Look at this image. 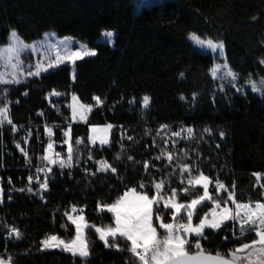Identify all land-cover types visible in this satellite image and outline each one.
Segmentation results:
<instances>
[{
  "label": "trees",
  "instance_id": "obj_1",
  "mask_svg": "<svg viewBox=\"0 0 264 264\" xmlns=\"http://www.w3.org/2000/svg\"><path fill=\"white\" fill-rule=\"evenodd\" d=\"M137 1L141 0H0V43L5 44L12 31L25 42L53 31L85 42L97 53L75 65L74 80L72 65H64L10 89L12 124L0 126V175L10 179L0 203V254L11 256L12 264H135L126 239L105 244L93 227H114V216L99 208L138 183L163 181L161 196L166 198L175 188L185 203L202 194V187L187 183L188 175L218 176L229 187L235 184L232 190L240 203L256 201L264 193L260 187L264 180L259 183L253 175L264 173V97L220 89V81L211 74L212 56L199 52L187 39L195 33L222 41L241 81L264 77V0H163L136 14ZM103 31L116 33L115 47L97 42ZM52 92L74 94L89 106H97L99 97L101 107L86 123L73 124L69 100L60 97L58 112L40 117ZM145 95L151 100L148 111L142 104ZM43 122L54 130L56 152L67 150L64 133L70 129L74 159L80 154L105 158L117 173L84 175L73 170L70 177L53 165L48 189L41 192L44 170L51 166L38 145ZM108 124L114 127L111 144L93 150L90 128ZM189 127L191 136L185 133ZM19 150L30 158L29 166ZM186 165L189 172L183 170ZM36 173L39 182L34 180ZM212 195L226 198L224 192ZM75 208L92 226L87 231V259L40 244L50 236L66 243L75 239L69 220ZM211 208V202L205 203L197 215ZM158 210L160 214L162 209ZM163 217L170 221L171 213ZM185 218L176 223H185ZM11 228L20 238L10 234ZM221 231L229 240L209 234L201 240L206 253H226L237 246L226 227Z\"/></svg>",
  "mask_w": 264,
  "mask_h": 264
},
{
  "label": "snow or ice",
  "instance_id": "obj_2",
  "mask_svg": "<svg viewBox=\"0 0 264 264\" xmlns=\"http://www.w3.org/2000/svg\"><path fill=\"white\" fill-rule=\"evenodd\" d=\"M107 36L111 37L112 32H107ZM10 44L4 49L7 55L6 67L10 69L9 72H0V85L5 87L16 86L23 83L29 76H40L42 73H49L55 71L60 65L66 61L75 64L77 60L85 56H95L97 53L92 50L84 49L83 51H72L65 47V54L61 55L60 51L56 50L54 58H48L45 62H37L35 65H28L25 68L23 61H21V53L26 48L35 49L36 45H27L21 41L17 33L13 32L10 36ZM201 47H207L213 50L220 49L223 54V42L214 43L212 40L199 41ZM264 64V61H261ZM35 71H32V68ZM221 66L217 65L212 68V75L217 76ZM23 69V71H22ZM226 75L230 78L229 83H235L239 77L230 69L227 70ZM23 76V79L21 77ZM253 92H260L264 96V78H261V88H257L254 81L249 78ZM2 91V89H0ZM238 92H243L242 88H237ZM97 101L99 97L95 98ZM144 109L149 108L150 97L145 95L142 98ZM72 116H79L81 120L86 122V116L91 111L90 106L77 103V97L73 95L71 104ZM10 114V109L7 107H0V126L5 122L12 124L11 119L6 120V116ZM113 127L108 124L106 127L98 128L91 127V142L96 145L99 141L100 146L109 145V130ZM167 128V126H163ZM49 136L52 135V129H47ZM205 131H209L205 129ZM189 136L193 133V128L187 129ZM69 131L65 132V137H68ZM180 132H173L172 135L180 136ZM224 133L220 132L223 137ZM48 155L44 157L50 165L59 163L61 169L72 168L73 166V149L71 145L68 147L67 159H60L59 161L52 154L53 144L47 145ZM159 159V157L157 158ZM167 159H173L171 153L168 154ZM100 172L117 173V167L105 160L99 162ZM145 169L149 166L144 165ZM184 172H189V166L184 167ZM46 171H51L47 169ZM198 171V169H197ZM257 182L264 180V173L255 172ZM29 181L32 177H28ZM190 185H197L202 187V194L197 198H192L188 202H181L178 196V190L175 188L169 189V195L163 198L165 208L172 211L170 221H166L163 216L159 214V210L154 206L160 204L162 196L163 181L157 182L154 185L146 186L143 183H138L136 187L129 188L120 195L115 202L107 205V211L114 215V227L107 230L97 229L100 234V239L107 244L109 237L126 238L130 242L128 251L133 255L135 264H264V193L261 198L253 201L249 198L248 202L240 203L236 201L235 193L232 189L235 184L229 187L223 183L219 177H209L208 175L200 174L195 179L188 181ZM210 186L211 191H210ZM154 187L155 191L152 192ZM264 189V184H260ZM48 183L45 180L40 184L41 192L47 190ZM139 189V190H138ZM25 191V189H20ZM28 191H31L29 187ZM185 193L188 188L183 189ZM41 192H37L40 195ZM213 192H224V196H213ZM3 188H0V202L3 201ZM10 199V197H9ZM206 201H212L215 207L210 213H205L202 216L197 215L198 206H201ZM222 205H224L222 207ZM227 205H234L228 207ZM222 208V210H221ZM186 213V223H176L181 212ZM197 221L193 223V220ZM72 224L76 226V237L70 242L59 240L56 236H51L49 239L43 241L45 246L63 247L64 250L72 254H79L82 257L89 255L87 244L81 238L82 229L85 219L83 215L76 217L70 216ZM158 221V223L156 222ZM227 222H231L228 224ZM227 228L230 234L235 237L233 241L234 246L226 253L217 252L216 255L208 254L203 249L201 240H207L209 234L222 235L225 241L229 240V236L225 235L221 229ZM158 230H163V235ZM206 230H213L209 233ZM14 233L16 238H20V233L16 228L10 229V234ZM237 233H239L237 235ZM249 234H254L249 240ZM50 241H54L52 244ZM195 249V251H193ZM0 264H12L11 256L4 257L0 254Z\"/></svg>",
  "mask_w": 264,
  "mask_h": 264
},
{
  "label": "rangeland",
  "instance_id": "obj_3",
  "mask_svg": "<svg viewBox=\"0 0 264 264\" xmlns=\"http://www.w3.org/2000/svg\"><path fill=\"white\" fill-rule=\"evenodd\" d=\"M161 1H163V0H141V1H137L134 4L135 12H136V14H140V12L144 8L152 6L153 4L159 3ZM13 32H15V31H12L11 34ZM107 32H109V31H103L101 33V36L97 40V42L98 43L109 44L110 46L115 47V36H116V33L114 31H110V32L113 33V35L111 37H109V36L106 35ZM11 34H10V36H11ZM10 36H9V38H10ZM17 36H18V34H17ZM9 38H8V40H7V42L5 44L0 43V72H9L10 71V69L6 67L7 55L8 54L4 51V49L11 42ZM18 38L21 41H23L19 36H18ZM187 39H188L189 43L191 45H193V47H195L199 52H201L202 54H206V55H211L212 56V58H213V66H212V68L217 66V65L221 66L220 71L218 72V75L217 76H213L212 75L214 79H216L217 81H220V89L224 90L226 88H232V89H234L236 94L245 95L246 93L250 92V93H252L253 95H255L257 97H264L258 91L257 92H253L252 91V87H251V83L248 82L249 78H250L251 81H254L256 83L257 88H261V78H264V77H262V76L252 77L251 76L246 81H241L240 78H239L234 84L233 83H229V79L230 78L226 75V72H227L228 69H230L231 71H232V69H231V67L229 65V62L227 60V55H226L225 48L223 47V54H221V50L220 49L213 50V49L207 48L206 46L205 47H201L200 44H199V41H205L206 42L207 40H212V39L201 37V36H199V35H197L195 33H190L187 36ZM212 41L214 43L222 42V41H219V40H212ZM23 42H24V44H27V45H32V44L36 45L35 49L26 48L21 53L20 59H21V61H23L24 65H25V68H27L28 65H35L37 62H45L46 59H48V58H54L55 55H56V50L57 49L60 51L61 55H64L66 46H67V48L71 49L72 51H83L84 49L92 50V49H90L88 44L85 43V42L79 41V40H77V39H75L73 37H70V36L61 37V36L57 35L55 32H53V31L46 32L41 39H38V40H35V41H32V42H25V41H23ZM92 51H94V50H92ZM89 57H94V56H85L82 59L77 60L75 64H72L70 61H66L64 64L60 65L58 69H60L64 65H72L71 76H72V78L74 80L75 79V75H76L75 65L80 63L84 59L89 58ZM58 69H56V70H58ZM22 71H23V69H22ZM32 71L33 72L35 71L34 67L32 68ZM42 74H44V73H42ZM211 74H212V71H211ZM29 77H35V76H29ZM21 79H23V76L21 77ZM11 87L12 86L5 87L3 85H0V89H2V91H0V107L9 108L10 103H11V101H10V89H11ZM237 88H242L243 92H238ZM59 95H60L61 98H65V99L69 100V107L71 109L72 97H73L74 94H70V95L69 94H59ZM77 103H81V101L79 100L78 97H77ZM81 104H83V103H81ZM99 107H101V103L98 102V101H97V106H90L91 111L88 112V114L86 116V122L88 121L90 115L96 109H98ZM150 108H151V100H150L149 108L145 109V110L148 111V110H150ZM7 119H8V116H6V120ZM71 121H72L73 124L86 123L84 120H81L79 118V116L73 117L72 116V111H71ZM4 124H8V123L5 122ZM106 126L107 125H105V126H95V127L103 128V127H106ZM113 132H114V127H112L109 130V141H110L109 145L111 144V135H112ZM185 133L188 134L187 131H185ZM91 135H92V133H91V128H90V137H91ZM90 142H91V139H90ZM66 144L68 145V147H69V145H71L70 133H69V136L66 137ZM109 145L100 146L99 145V141L96 142V145H93L92 142H91V146H92L93 150H96V149L104 150V149H107L109 147ZM102 153H103V151L100 152V154H102ZM48 154L49 153H48V149H47L46 152H45V156H47ZM52 154L54 155V149H52ZM102 160H105V158H103ZM46 163H48V161ZM52 166L53 165H51L50 167H52ZM195 178L196 177H192V176L188 175L186 177V181L188 183V181L190 179H195ZM261 181H259V183H261ZM194 186L201 187V186H197V185H194ZM163 198H165V197L162 196L160 204L155 205L154 208L155 209L156 208L162 209V211H160V215L161 216H163L165 214V212H170L171 216H172V211L173 210H169L168 208L164 207ZM210 202L212 203V208L215 207V205L213 204L212 201H206V202H204V204L205 203H210ZM223 206L224 205H222V207ZM227 206L228 207H234V205H227ZM199 207L200 206H198V208ZM212 208L207 213H210ZM99 210H100V212L110 213V212L107 211V206L100 207ZM221 210H222V208H221ZM110 214H112V213H110ZM81 215L84 216V213L82 212V210L75 208V209H73V211H72L70 216L79 217ZM183 215L186 217V213L182 211L177 219H181V216H183ZM156 222L158 223V221H156ZM82 223L84 224V228L82 229L81 238L87 244V249H88L87 231L92 226L85 219H84V221ZM193 223H195V218L193 220ZM227 223L229 224L231 222H227ZM74 227H75V230H76V226L75 225H74ZM93 228L95 230H97V229L107 230L108 229V228H95V227H93ZM96 232H97V234H98V236L100 238L99 232L98 231H96ZM117 238H123V237H120L119 235L117 237H109L108 238V242L111 239L116 240ZM124 239H126V238H124ZM101 241H103V240H101ZM103 242L105 243V241H103ZM108 242H107V244H108ZM52 244H54V243H52ZM48 248L52 249V250H64L62 246L61 247H50V246H48ZM193 251H195V249H193ZM69 253L72 254L71 252H69ZM88 253H89V249H88ZM72 255L75 256V257L81 258V259H87L89 257V255L87 257H82L78 253L75 254V255L74 254H72Z\"/></svg>",
  "mask_w": 264,
  "mask_h": 264
},
{
  "label": "built area",
  "instance_id": "obj_4",
  "mask_svg": "<svg viewBox=\"0 0 264 264\" xmlns=\"http://www.w3.org/2000/svg\"><path fill=\"white\" fill-rule=\"evenodd\" d=\"M28 94L25 93V97L27 96ZM60 99V95L58 93H49L47 94V97H46V104H47V108L46 110L44 111H40L38 113V115L40 117H43L45 116L46 114L48 113H57L58 112V109H59V102L58 100ZM12 103H10L11 105ZM42 127L44 129V135L42 138L39 139L38 141V145H39V149L43 150V152H46L47 150V145L49 143H52L53 144V149H54V155L55 157L57 158V160L59 161L60 159H67V154H68V145H66V148L67 150L63 153H60V152H56L55 151V147L58 145V142H57V139H56V135L54 133V130L50 127V125L46 122H43L42 123ZM48 128H51L52 129V135L51 137L49 136L48 134V131L47 129ZM19 156L23 159L24 161V164L25 166H29V163H30V158L26 155V153L24 152V150H19ZM102 160V159H97L95 156H92V155H84V154H80L78 156L77 159H73V166L72 168H64V169H61L59 167V163L56 164V167L60 170H62L63 172L65 173H68L69 176L71 177L72 175V172L73 170H78L80 171L82 174L84 175H94L95 173L96 174H104L105 172H100L98 169H99V161ZM2 168H4L2 166ZM47 169H53V167H49V168H46L44 171L46 173L45 175V178H44V181L46 180L47 183L49 184L50 182V173L51 171H46ZM10 179H4L1 175H0V188H3L7 182H9ZM34 180L36 182H39L40 181V177H39V174L36 173L34 175ZM43 181V182H44ZM48 189V188H47ZM44 192L47 191V190H43ZM51 237V236H50ZM50 237H48L47 239H49ZM50 243H55L54 241H50ZM42 246H45L43 242L40 243Z\"/></svg>",
  "mask_w": 264,
  "mask_h": 264
}]
</instances>
